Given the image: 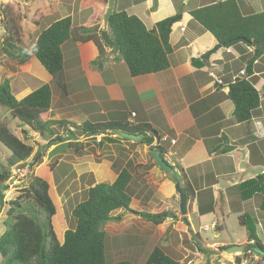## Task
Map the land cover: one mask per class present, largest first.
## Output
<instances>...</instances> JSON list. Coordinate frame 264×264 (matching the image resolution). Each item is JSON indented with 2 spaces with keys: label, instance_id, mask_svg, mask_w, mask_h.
Instances as JSON below:
<instances>
[{
  "label": "crops",
  "instance_id": "0c3cea01",
  "mask_svg": "<svg viewBox=\"0 0 264 264\" xmlns=\"http://www.w3.org/2000/svg\"><path fill=\"white\" fill-rule=\"evenodd\" d=\"M222 1L224 0H156L154 5V0H131L130 5L125 7L119 4L122 0L115 1L113 9L136 16L148 30L166 18L176 15L181 17L180 23L173 26L169 36V44L172 47V53L168 58L169 68L156 74L132 78L123 61L118 59L110 48H105L104 55L100 56L102 60H99L98 51L91 42L82 44L67 41L62 45L67 77L66 93H63L60 90L54 91L51 76L32 60L34 57L24 65H18L10 60L28 70L26 77H21L20 80L19 87L22 91L29 87L32 79L40 82L39 87L44 84L50 87L51 119L65 120L76 126L85 122L97 124L124 120L135 125H148L159 138L162 140L166 138V141L160 142L164 150L163 160L172 168L174 174H177L178 178L185 176L190 184H197L213 192L215 199L213 213L199 215L194 198L187 201L185 216L188 222L187 231L192 234H188V239L192 244L199 240L196 237L199 233L195 230V225L200 226L201 220H214L210 221V229L214 230L216 227L217 230L214 241L210 243L200 241L201 246L205 245L211 249L210 253L225 246L247 247L254 243L253 240L248 241L246 234L236 240L230 237V242L219 239V234H222L224 228L223 222L229 215L225 189L257 176L250 171L260 170L262 174L264 173V54L254 59L252 74L246 77V65L252 60L254 47L238 44L228 48L221 47L213 52L218 44L190 16V12L198 8ZM235 1L243 15L264 12L263 0ZM58 10L60 15L38 14L35 22L41 31L66 17L72 18L74 26L84 25L83 19L78 20L73 12H68L69 10L63 12L61 7ZM86 20L88 21V18ZM181 28H184V31H181ZM100 30L107 32L104 22L100 25ZM188 34L198 38L192 43H186L184 39ZM209 52V57L205 58ZM36 69L38 79L34 76ZM238 78H247L260 96L259 108L253 112L251 119L244 123H236L233 120L234 107L226 98L228 86ZM32 90L24 92L21 98H15L21 100L36 89ZM55 106L57 107L54 108ZM70 130L74 132L75 128L70 127ZM111 134L113 137L109 139L115 140L116 135ZM58 136L65 139L62 131ZM81 139L97 141L96 138L82 136L78 137L77 142L80 143ZM126 142L130 143L128 146L131 149L139 147L144 155L133 166L151 165L143 175L142 171L138 177L133 175L129 186L131 201L137 200L144 208L155 204L156 197L161 199L162 204L166 201L170 203L175 201L177 210L172 209L171 213L176 212L175 216L180 215V200L175 184L156 166L152 158H149V148L145 145L135 146L131 140ZM112 143L109 144L116 145V149L111 152H115L121 170L131 163V160H128V157L122 160L123 150L120 152L119 149L121 146L114 141ZM55 147L56 145L49 153ZM113 162L112 159H103L100 163L92 161L85 169L94 177L102 174L103 181L108 178V183H113L117 177L113 172ZM101 177L98 176V179ZM95 181L93 186L101 183ZM181 184L183 186V180ZM130 210L135 213L131 208ZM247 211L256 217L257 228L264 238V214H260L253 203ZM168 220L173 222L171 218ZM204 227L199 228L203 230ZM197 252L201 254L200 251ZM210 253L209 256H212ZM252 255L250 258L257 262V254L252 252ZM231 260L232 264H238L237 260L235 262Z\"/></svg>",
  "mask_w": 264,
  "mask_h": 264
},
{
  "label": "trees",
  "instance_id": "16d2710c",
  "mask_svg": "<svg viewBox=\"0 0 264 264\" xmlns=\"http://www.w3.org/2000/svg\"><path fill=\"white\" fill-rule=\"evenodd\" d=\"M94 1L96 3L91 9L85 27L74 26L71 17L57 20L39 32L30 48L21 46L17 18L15 15L13 17L9 6H4L0 11L1 26L4 31L0 55L15 61L18 65H24L34 57L51 76L54 85L63 93H66L67 77L62 45L67 41L82 44L91 42L96 47L99 57L104 55L105 48H110L113 54L123 61L132 78L156 74L169 68L168 58L172 53L169 36L173 26L180 23L181 17L178 19L176 15L166 18L159 21L153 29L148 30L136 16L128 15L123 10L113 9L106 24L108 37L114 43V47H109L104 44L100 30V22L105 18L108 0ZM155 4L156 0H154ZM190 16L222 47L228 48L238 44L254 47L252 60L248 61L245 69L246 77H250L254 59L264 54V46H257L264 41V12L243 15L235 0H224L198 8L190 12ZM197 38L198 36L188 34L184 41L192 43ZM226 98L233 104V120L236 123L250 120L251 115L260 105L259 93L247 78H238L230 84ZM51 101L52 92L47 84L40 86L21 100H17L12 94L9 80H3L0 84V106L9 111L13 120L18 121L19 128L27 127L46 139L58 136L61 131L69 133L67 140L62 139L60 143L51 145L56 147L49 155L55 154L63 145L79 153L84 145L77 142L78 137L101 136L99 142L101 143L103 137L122 132L139 136L140 140L133 145H145L149 150H156L163 159L164 150L160 146L163 140L150 126L126 123L124 120L97 124L85 122L76 126L65 120L51 119ZM70 127L75 128V131L72 132ZM22 134L26 136L27 131L24 130ZM109 141L113 142L111 139ZM0 144L9 151L6 164L0 170L1 209L4 204L2 199L6 190L5 183L10 178L11 171L26 165L33 153V147L16 137L5 122H0ZM149 158L151 159L150 155ZM59 165V160L53 159L48 168L52 171ZM150 167V164L132 166L129 163L125 168L117 171L113 183H99L89 187L84 201L78 203L72 210L74 228L66 230L62 240L58 239L51 225V218L56 211L49 197L50 184L40 174L34 176L29 185L14 200L7 203L8 210L3 222L5 230L0 236V255L5 259L4 263L107 264L106 233L103 228L110 222L121 221L123 214L114 216V212L131 211L129 186L133 175L138 177V171L146 172ZM179 178L183 180L187 201L195 198L199 215L213 213L215 199L212 190L190 184L185 176ZM225 195L228 197L230 212L239 214L238 222L246 229L248 241H254L253 244L244 247L242 255L250 256L254 252L264 264L262 259L264 244L254 235L253 220L256 221V217L250 216L247 211L253 203L259 213L264 214V173L226 188ZM139 216L155 226L161 225L166 219L176 218L173 213L166 210L141 212ZM182 221L188 225L185 217ZM196 237L198 238V235ZM192 245L203 255L211 251L207 247L201 248L196 241ZM227 248L229 246L219 249L223 252ZM115 264L133 263L122 261ZM145 264H179V262L164 249L156 246L149 253Z\"/></svg>",
  "mask_w": 264,
  "mask_h": 264
},
{
  "label": "rangeland",
  "instance_id": "374dc122",
  "mask_svg": "<svg viewBox=\"0 0 264 264\" xmlns=\"http://www.w3.org/2000/svg\"><path fill=\"white\" fill-rule=\"evenodd\" d=\"M130 1L131 0H122V3L120 2L119 4L125 7L130 5ZM95 3L94 0H0V11L4 6H9L11 8L13 17L16 16L15 18H17L16 23L20 30L21 46L27 48L32 46L35 38L41 31L38 23L35 22L38 18V14L46 16L50 13H52V16L54 14L60 15L61 13L59 14L58 9L61 7L63 12L69 10L68 12H73L78 20L83 19L84 25L81 27H85V21H87L86 19L91 15V9ZM80 7L83 9H80ZM1 19L0 12V46L4 39ZM104 19L101 20L100 25L104 22ZM32 60L41 66L35 58ZM99 60H102V58L99 57ZM30 69L32 70V66H30ZM27 71L26 67H20L15 64V62L0 55V84L3 80H9L11 92L14 97L21 98L24 92L30 91L31 89H38L39 85H41L39 84L40 82L32 79V82L28 85L29 87L22 91L19 84L21 77H26ZM34 76L38 79L39 74H37V69L34 71ZM53 89L54 91L59 90L55 85H53ZM56 107L57 106L54 108ZM58 117L60 116L58 115ZM0 122H5L16 137L33 147V153L26 165L19 169H13L10 178L5 183L6 190L3 193L2 199L4 204L0 209V236L5 230L3 222L6 219V212L8 210L7 203L14 200L22 190L29 185L34 176L40 174L50 184L49 197L52 199L56 211L55 215L51 218V225L58 239L62 240L64 232L68 229H73L75 226V220L72 218L71 213L78 203L84 201L87 189L93 186L96 182L95 180L107 184L109 181L107 180L108 178H105L103 181L104 178L101 177L102 174L95 175L94 177L91 172L85 169V166L92 161L94 163H100L103 159H112L114 160L113 172L117 174V171L121 168L120 161L115 157V152H111L112 150L115 151L116 145H110L113 143L109 141L108 138H112L113 136L108 135L107 137H103V143L101 144L97 141L81 139L79 141L84 145V148L82 151H79V153H77L75 149H69L66 145H63L55 154L47 156L50 149L53 147L47 146L37 163L31 168V164L37 156L36 153L38 152L39 154L41 146L46 144L51 138H42L24 126H20L21 128H19L18 121L13 120L9 111L2 106H0ZM24 130L27 131L26 136L22 134ZM62 134L65 136V139L69 137L66 131H62ZM114 138L116 139L113 141L119 143L121 146V148H119L120 152L123 150L122 160L128 157V160H131L130 162L133 166V164H137L140 158L144 156L139 147L131 149L128 146L130 143L128 144L125 140L117 136ZM8 156L9 151L0 144V170L2 166H5ZM53 159H58L60 165L51 171L48 167ZM18 170H20L21 174L18 173ZM139 172H143L142 175L144 174V171H138V173ZM98 176L101 177V179H98ZM149 182L151 183V180H149ZM156 199L157 201L155 200V204L150 207L147 206L146 208H144V205L137 203V200H132L130 208L135 211V213L128 211L130 213L125 212L124 214H127L124 215L121 210L113 213L114 216L123 214V217L120 222H110L103 228L106 233L105 252L107 264H115L122 261L133 264H145L149 253L156 246L164 249L172 258L177 260L179 264H232V262H230L232 261L231 259L235 262L237 258L239 259V261L237 260L238 264L243 261H245L246 264H263L259 257L257 262H255L254 258H250V256L253 255H228L220 251V249L210 253L212 256H209V253L207 255H203L202 253L198 254L197 249L193 247L191 240L188 239V234L190 233L187 231L186 224L182 221V218L186 215L180 214L183 217L176 215L173 222L166 219L158 226L148 223L139 217V212H149L152 210L160 211L166 210V208H168L167 211L173 212L172 209H176L175 201L170 203L165 200L166 203L162 204L161 199L158 197H156ZM170 206H172V208H170ZM173 214L175 215L176 212ZM249 215L253 217V214L249 213ZM238 216L239 214L231 213L229 210L228 218L223 222L224 228L222 234H219V239L230 242V237L236 240L245 236L246 229L240 227ZM209 220L214 221L212 219ZM210 221L201 220V228L204 227V225L208 227H204L203 230L199 228L200 226L195 225V230L199 233V240H197L199 245L200 241H207L209 243L214 241V234L217 233V230L216 227H214V230L210 229ZM254 222L255 238L261 243H264V238L260 235L259 229L257 228V222L253 220V223ZM204 247L205 245L201 246V248ZM4 261L5 259L0 255V264H5Z\"/></svg>",
  "mask_w": 264,
  "mask_h": 264
},
{
  "label": "water",
  "instance_id": "95a60500",
  "mask_svg": "<svg viewBox=\"0 0 264 264\" xmlns=\"http://www.w3.org/2000/svg\"><path fill=\"white\" fill-rule=\"evenodd\" d=\"M113 8H114V0H108V7H107L106 14H105V19H104L105 24H107L108 19L110 18L111 14L113 12ZM179 18H180V16L178 15V19ZM101 38H102L105 45H107L109 47H114V43L110 40L106 31L101 32ZM257 46H264V41L258 43ZM221 47L222 46L218 44L217 46H215V48L212 51L215 52L218 49H220ZM209 55H210V52L205 55V58H208ZM116 136L123 138V139L131 140L133 142H138L140 140L139 136H134V135H130V134L122 133V132L116 133ZM61 140H62L61 137L57 136V137L49 139L46 144L42 145L40 148V153L37 154V156L34 158L32 164H31V168L37 163L38 159L41 157L42 153L44 152V150L47 146H51V144L61 142ZM149 155L152 158V160L155 162L156 166L166 176H169L171 181L175 184V189H176V192H177V194L179 196V200H180V205H179L180 214L186 215V213H187V211H186L187 196H186V189L182 186L181 180L173 173L172 168L161 158L159 152H157L156 150H150ZM250 173H252L254 175H261L262 174V172L260 170H257L254 172L250 171ZM243 251H244L243 246H230L229 248L225 249L223 252L225 254H228V255H235V254L238 255V254L243 253ZM262 259L264 260V254L262 255Z\"/></svg>",
  "mask_w": 264,
  "mask_h": 264
},
{
  "label": "built area",
  "instance_id": "2783aa9c",
  "mask_svg": "<svg viewBox=\"0 0 264 264\" xmlns=\"http://www.w3.org/2000/svg\"><path fill=\"white\" fill-rule=\"evenodd\" d=\"M181 31H184V28H181ZM219 83H220V82H219ZM132 116H134V114H132ZM96 140H97V142L99 143L100 140H101V136L96 137ZM163 141H166V138H164ZM21 171H23V170H21ZM18 173H20V170H18ZM20 174H21V173H20Z\"/></svg>",
  "mask_w": 264,
  "mask_h": 264
}]
</instances>
